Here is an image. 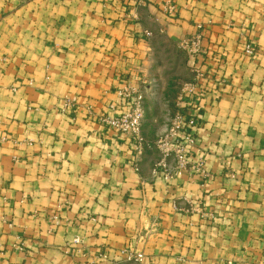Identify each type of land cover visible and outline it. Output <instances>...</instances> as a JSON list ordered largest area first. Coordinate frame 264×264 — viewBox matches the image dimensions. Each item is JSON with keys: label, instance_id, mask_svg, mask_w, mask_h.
Segmentation results:
<instances>
[{"label": "crops", "instance_id": "1", "mask_svg": "<svg viewBox=\"0 0 264 264\" xmlns=\"http://www.w3.org/2000/svg\"><path fill=\"white\" fill-rule=\"evenodd\" d=\"M0 264H264V0H0Z\"/></svg>", "mask_w": 264, "mask_h": 264}, {"label": "built area", "instance_id": "2", "mask_svg": "<svg viewBox=\"0 0 264 264\" xmlns=\"http://www.w3.org/2000/svg\"><path fill=\"white\" fill-rule=\"evenodd\" d=\"M194 43H197L194 42ZM191 45L189 41L182 42L181 46L183 48ZM253 48L251 46L246 47V52L249 54L253 53ZM195 88L193 83H185L181 89V95H179V103L185 101V95L192 93ZM123 95L129 96L131 98V103L123 112L117 116L110 117L107 116L103 118L109 126L117 130L118 132L131 134L137 138H141V131L143 127V122L145 118V105L144 96L140 93H135L134 96L129 90H125ZM183 114L177 113L170 126L167 128L164 134L159 136L154 145L160 152L161 160L159 165L166 169V178L170 177L171 172L169 168L168 160L173 158L175 160V167L177 172H182L187 169L190 165L189 159L186 154V144L191 142L190 137L178 138L179 130L182 128ZM74 244L80 243V238L76 237L73 239ZM143 254L141 252H131L128 256L129 260L142 261Z\"/></svg>", "mask_w": 264, "mask_h": 264}, {"label": "rangeland", "instance_id": "3", "mask_svg": "<svg viewBox=\"0 0 264 264\" xmlns=\"http://www.w3.org/2000/svg\"><path fill=\"white\" fill-rule=\"evenodd\" d=\"M182 87L180 88V91H181Z\"/></svg>", "mask_w": 264, "mask_h": 264}]
</instances>
